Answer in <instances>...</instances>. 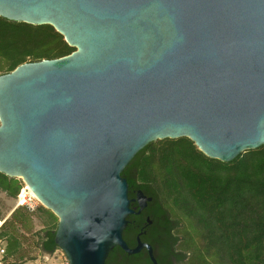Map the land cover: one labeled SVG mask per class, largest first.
Returning <instances> with one entry per match:
<instances>
[{
    "label": "water",
    "instance_id": "water-1",
    "mask_svg": "<svg viewBox=\"0 0 264 264\" xmlns=\"http://www.w3.org/2000/svg\"><path fill=\"white\" fill-rule=\"evenodd\" d=\"M0 16L75 48L0 75V173L57 216L68 264L115 246L158 264L124 240L152 198L122 172L166 138L223 162L264 145V0H0Z\"/></svg>",
    "mask_w": 264,
    "mask_h": 264
},
{
    "label": "trees",
    "instance_id": "trees-1",
    "mask_svg": "<svg viewBox=\"0 0 264 264\" xmlns=\"http://www.w3.org/2000/svg\"><path fill=\"white\" fill-rule=\"evenodd\" d=\"M74 50L50 24L0 16V75L24 62L58 58ZM122 176L130 198L138 190L152 198L142 215L128 217L123 237L129 247H135L140 236L152 246L158 264H264V145L223 162L207 157L187 137L166 138L140 150ZM23 184L0 173V188L11 196L17 197ZM40 209L54 222L39 232L36 243L52 254L59 249L58 218L44 206ZM31 214L20 205L0 227V242L6 241L2 262L14 256L8 264H20L15 227H31ZM9 226L13 231L5 229ZM105 264L153 263L147 249L128 254L115 246Z\"/></svg>",
    "mask_w": 264,
    "mask_h": 264
},
{
    "label": "rangeland",
    "instance_id": "rangeland-1",
    "mask_svg": "<svg viewBox=\"0 0 264 264\" xmlns=\"http://www.w3.org/2000/svg\"><path fill=\"white\" fill-rule=\"evenodd\" d=\"M23 181L21 178H17ZM23 187H26L25 182L23 181ZM27 192H29L27 190ZM28 198H30L29 203L26 204V207L32 212L31 214V227H22L19 224H16V230L18 231L14 236L19 240L20 245L17 249L21 251L22 254L21 259H19L20 264H68L67 258L62 250L57 249L54 253H46L43 252L37 246V240L41 238V234L39 233L43 228H46L54 222V219L48 214L40 209V206H43L35 197H32L30 193H28ZM17 197L11 196L7 194L0 188V219L3 221L10 218L11 213L18 207ZM2 226V225H1ZM0 226V227H1ZM7 231H13V227L9 226L5 228ZM42 232V231H41ZM40 234V235H39ZM2 246H6V241L1 240ZM17 251V252H18ZM19 253V254H20ZM14 257V256H13ZM8 258V260L4 261L1 264L11 263L14 258Z\"/></svg>",
    "mask_w": 264,
    "mask_h": 264
},
{
    "label": "built area",
    "instance_id": "built-area-1",
    "mask_svg": "<svg viewBox=\"0 0 264 264\" xmlns=\"http://www.w3.org/2000/svg\"><path fill=\"white\" fill-rule=\"evenodd\" d=\"M24 189H26V188H22L20 190L19 194H18V201H17L18 202L17 203L18 206H20V205H26V204L29 203V200H30V198H28L29 197L28 196V193L29 192H27V196L22 197V193H23ZM4 252H5V248H4V246H2V244L0 242V262H1V259L3 257Z\"/></svg>",
    "mask_w": 264,
    "mask_h": 264
},
{
    "label": "bare ground",
    "instance_id": "bare-ground-1",
    "mask_svg": "<svg viewBox=\"0 0 264 264\" xmlns=\"http://www.w3.org/2000/svg\"><path fill=\"white\" fill-rule=\"evenodd\" d=\"M25 188H26V189H24V191H23V193H22V197L27 196V189H28V191H29V193L32 195V197H35V198L37 199V196L34 194V192L31 190V188H30L28 185H26ZM2 224H3V221L0 220V226H1Z\"/></svg>",
    "mask_w": 264,
    "mask_h": 264
},
{
    "label": "flooded vegetation",
    "instance_id": "flooded-vegetation-1",
    "mask_svg": "<svg viewBox=\"0 0 264 264\" xmlns=\"http://www.w3.org/2000/svg\"><path fill=\"white\" fill-rule=\"evenodd\" d=\"M144 211H145V210L142 211L141 215L144 213ZM142 250H143V249H142ZM153 253H154V251H153ZM148 255H149V254H148ZM154 256H155V254H154ZM149 257H150V256H149ZM156 260H157V259H156ZM170 260H171L172 262H175V258H174L173 256L170 257Z\"/></svg>",
    "mask_w": 264,
    "mask_h": 264
},
{
    "label": "crops",
    "instance_id": "crops-1",
    "mask_svg": "<svg viewBox=\"0 0 264 264\" xmlns=\"http://www.w3.org/2000/svg\"><path fill=\"white\" fill-rule=\"evenodd\" d=\"M2 262H0V264H1Z\"/></svg>",
    "mask_w": 264,
    "mask_h": 264
}]
</instances>
